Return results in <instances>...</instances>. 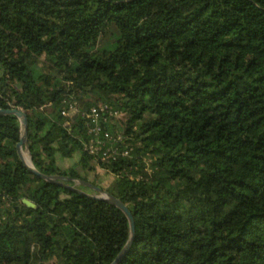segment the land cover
Masks as SVG:
<instances>
[{"label": "trees", "instance_id": "trees-1", "mask_svg": "<svg viewBox=\"0 0 264 264\" xmlns=\"http://www.w3.org/2000/svg\"><path fill=\"white\" fill-rule=\"evenodd\" d=\"M6 99L37 170L128 207L117 264H264V0H0ZM105 103L133 148L107 163L81 115ZM20 130L0 116V264H110L125 214L31 172ZM93 160L109 185L88 179Z\"/></svg>", "mask_w": 264, "mask_h": 264}, {"label": "built area", "instance_id": "built-area-1", "mask_svg": "<svg viewBox=\"0 0 264 264\" xmlns=\"http://www.w3.org/2000/svg\"><path fill=\"white\" fill-rule=\"evenodd\" d=\"M5 100V98H3ZM10 108H14L11 101L6 99ZM65 102V100H64ZM48 102L46 105H50ZM79 111L78 103L72 99L67 107L61 111V115L72 118L75 112ZM85 119L87 140L84 141V150L93 155L100 162L117 161L120 157L131 155L132 147L125 145V137L114 134L106 129L105 124L112 117H119L121 112L109 104L92 106L81 114Z\"/></svg>", "mask_w": 264, "mask_h": 264}, {"label": "water", "instance_id": "water-1", "mask_svg": "<svg viewBox=\"0 0 264 264\" xmlns=\"http://www.w3.org/2000/svg\"><path fill=\"white\" fill-rule=\"evenodd\" d=\"M3 115H15L19 119L21 133H20L19 142L16 145L17 154L20 160L24 163V165L31 172H33L35 175H37L38 177L48 182L63 185L64 187H67L79 193H83L95 200L105 201L117 207L125 214V216L127 217L129 221V225H130V237L128 241L126 242V244L124 245V247L122 248V250L119 252L116 258L110 264H117L118 262H120L121 259L124 257V255L128 252V249L130 248V245L132 243V240L134 238V233H135L134 219L128 207L122 202L121 199L117 198L116 196L110 194L109 192L102 189L101 187L96 186L88 181L80 180V179H71L69 177L60 176V175H47L37 170L32 162L31 156H28V160H26V158L24 157V154H25L24 147L26 146V143H27V133H28V121H27L26 113L23 110L19 108H15V107L14 108H0V116H3ZM64 181L65 182L72 181L73 185L66 184ZM78 185L87 186L90 189H92L94 193L88 194L82 191L81 189L77 188Z\"/></svg>", "mask_w": 264, "mask_h": 264}, {"label": "rangeland", "instance_id": "rangeland-1", "mask_svg": "<svg viewBox=\"0 0 264 264\" xmlns=\"http://www.w3.org/2000/svg\"><path fill=\"white\" fill-rule=\"evenodd\" d=\"M42 63H39L37 66V69L44 75H49L48 70H44L42 67ZM121 114H123L121 112ZM125 117L120 115L119 117H112L109 119V125L114 126L113 127V133L114 134H120L125 137V128H124V122H125ZM127 145V144H126ZM133 149V148H132ZM24 152L27 156H30L28 150L24 148ZM78 159V156L75 155L74 159L72 160H61L59 163L62 167H69L74 164L75 160ZM91 164L94 166V169L89 171L87 173V177L90 181H96L101 184L102 187L107 186L110 184V182L113 180V175L106 172L104 169L100 168L96 162L93 160Z\"/></svg>", "mask_w": 264, "mask_h": 264}, {"label": "bare ground", "instance_id": "bare-ground-1", "mask_svg": "<svg viewBox=\"0 0 264 264\" xmlns=\"http://www.w3.org/2000/svg\"><path fill=\"white\" fill-rule=\"evenodd\" d=\"M24 157L26 158V160H28V156L26 154H24Z\"/></svg>", "mask_w": 264, "mask_h": 264}]
</instances>
